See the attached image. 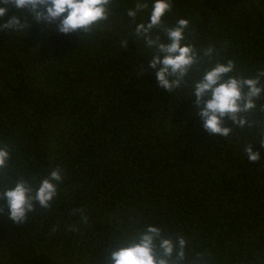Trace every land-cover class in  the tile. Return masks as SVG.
<instances>
[{
    "label": "trees",
    "instance_id": "trees-1",
    "mask_svg": "<svg viewBox=\"0 0 264 264\" xmlns=\"http://www.w3.org/2000/svg\"><path fill=\"white\" fill-rule=\"evenodd\" d=\"M152 2L113 0L107 21L70 35L0 5V24L26 14L32 25L0 31V146L11 152L0 192L22 177L38 186L53 167L67 173L51 209L37 205L19 225L0 215V264H109L149 224L185 237L184 264H264V95L250 127L226 121L227 138L204 130L192 95L216 63L233 61L237 77L264 72V0H171L165 23L188 19L200 57L174 93L158 86L157 52L135 34ZM137 3L149 7L133 21Z\"/></svg>",
    "mask_w": 264,
    "mask_h": 264
},
{
    "label": "clouds",
    "instance_id": "clouds-1",
    "mask_svg": "<svg viewBox=\"0 0 264 264\" xmlns=\"http://www.w3.org/2000/svg\"><path fill=\"white\" fill-rule=\"evenodd\" d=\"M113 0H0V5L15 7L23 13H30L38 24L52 25L53 32L65 35L88 33L93 26L107 21ZM147 3H137L129 9L128 17L133 21L148 9ZM171 0H153L150 15L146 22L136 25L135 34L143 38L148 48L155 49L157 55L151 60L154 79L161 89L174 93L184 83L194 65L200 63L194 45L186 43L190 21L180 18L174 26H168L164 17L172 11ZM9 11L8 7H0V19ZM28 15L12 16L0 24V31L25 33L31 28ZM154 31L163 33L166 42ZM213 49L204 51L211 56ZM235 71V64L216 63L205 71L202 78L195 82L192 95L196 98V113L203 122L204 130L212 136L229 137L234 129L226 126V121L240 129L251 126L246 114L256 108V100L264 95L261 77L264 72L257 73L255 78H243L230 75ZM264 147V139H260ZM245 157L251 162H259L261 153L254 150L252 144L244 147ZM11 160L10 148L7 144L0 146V171L6 170ZM67 178L66 169L53 167L46 177L34 186L26 178L15 182L13 187L0 192V215L6 214L15 224H23L29 214L37 210L51 209L60 192V186ZM85 223L87 218L82 216ZM188 241L183 235L173 238L165 235L163 227L149 224L140 233L119 247H114L108 260L109 264H184L185 249Z\"/></svg>",
    "mask_w": 264,
    "mask_h": 264
}]
</instances>
